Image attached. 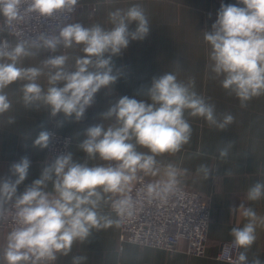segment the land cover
Listing matches in <instances>:
<instances>
[{
  "label": "clouds",
  "instance_id": "9594fccd",
  "mask_svg": "<svg viewBox=\"0 0 264 264\" xmlns=\"http://www.w3.org/2000/svg\"><path fill=\"white\" fill-rule=\"evenodd\" d=\"M77 3L78 0H27V6L22 7L24 0H0V114L11 108L4 89L14 82L27 81L21 86L26 107L46 108L51 118L61 117L56 122L58 128L66 122L82 121L95 104L97 93L111 88L122 75L113 57L127 49L131 41L144 40L150 32L144 9L134 4L127 10L109 12L111 29L99 24L85 27L75 22L64 24L57 32H41L15 44L3 38L9 26L23 19L22 12L52 18L73 13ZM133 22L136 27L130 30ZM204 40L211 46L212 71L223 76L221 85L225 90L234 93L242 105L264 94V0L222 3L211 30L204 32ZM74 45H82L84 55L77 57L74 68L70 69L69 57L56 53ZM41 52L51 54L42 61V67L19 66L24 58ZM44 69H48L46 90L37 83ZM193 86L194 81L185 84L173 73H163L154 77L143 92L151 102L121 95L100 113L102 120L112 119L115 123L107 128L103 122L86 127L79 148L89 158L98 155L101 160L114 162L107 166L90 167L75 161L71 152H61L45 163L39 178L18 194V186L28 177L31 160L23 156L13 162L9 175L0 177V203L13 202L16 227L8 232L0 249V264H50L58 259L57 254L68 256L74 242L84 243L93 229L118 223L101 213L102 203L110 202L118 217H131L136 211V201L128 190L138 173L157 175L160 169L156 156L176 153L189 142L192 129L185 119V110L221 130L234 120L231 114L218 120L214 105L193 91ZM54 135L47 128L39 131L31 142L32 147L47 149ZM227 154V148L220 150L222 158ZM198 170L208 179L207 167ZM181 174L180 169L169 164L167 179L149 183L146 196L166 201L178 190ZM49 182L53 192L45 191ZM262 196L264 182L255 183L247 191L250 201ZM242 215L249 222L242 228H232L231 235L234 246L245 250L238 259L246 264V250L256 240V213L252 208H243ZM85 259L72 257V264H81ZM252 264L261 261L257 258Z\"/></svg>",
  "mask_w": 264,
  "mask_h": 264
},
{
  "label": "crops",
  "instance_id": "0c3cea01",
  "mask_svg": "<svg viewBox=\"0 0 264 264\" xmlns=\"http://www.w3.org/2000/svg\"><path fill=\"white\" fill-rule=\"evenodd\" d=\"M78 2L82 10L73 23L79 22L85 27L99 24L105 29H111L113 25L109 20V12L116 9L127 10L130 6L138 4L148 17L150 32L144 40L131 41L127 49L113 57L116 68L122 72L121 77L111 88L101 89L97 93L95 104L87 110L85 118L78 123L66 122L63 127L58 128L56 122L61 117L51 118L46 108L36 110L26 107L21 86L27 81L14 82L4 89L11 101V108L0 114V177L9 175V166L21 157L28 156L31 160L28 177L18 186V194L22 193L33 180L39 178L45 163L51 161L47 149L33 148L31 143L39 131L45 128L72 138L70 152L75 161L87 163L90 167L114 163L101 160L98 155L96 158H89L79 148L80 142L85 138L83 130L96 123L103 122L105 128L113 125L114 120H102L99 114L121 95L148 100L143 94L144 90L151 85L154 77L163 73H173L178 81L185 84L194 81L192 90L202 96L207 103L214 105L218 120L222 121L227 114H231L234 120L221 130L215 125H210L202 117L203 129L197 130L194 124L195 116L187 112L186 119L192 129L189 142L176 153L156 156L157 167L160 169L157 175L138 173L149 179L165 181L167 166L174 165L181 170L182 174L179 176L181 185L208 197L211 222L205 256L188 255L184 252L185 244H181V250L173 253L161 249L142 248L131 243H125L120 250L121 227L109 202L102 203L100 211L118 223L99 230L93 229L84 243L74 242L68 256L57 254L58 259L50 264H72V257L77 256L86 257L81 264H234L217 260L215 257L220 243L233 241L231 229L242 228L249 222L248 218L242 215L243 208H252L256 213V240L246 250V264H252L257 258L261 264H264V196L256 201L247 199L248 189L257 182H264V94L253 97L242 105L234 93L222 87L223 76H212L215 73L209 64L198 63L197 67H186L185 70L180 66L178 53L173 54L175 61L171 66H163L164 42H178L180 40L178 27L181 26L186 30L181 40L188 43L189 31L194 28L193 12L190 20L184 22L182 17L179 21L178 16L171 11H194L210 7L212 0H78ZM225 3L235 4L236 0H225ZM93 7L96 8L97 13L92 20L90 11ZM135 27L136 22L129 26L130 30H134ZM3 38L13 44L17 42L7 30L3 33ZM82 47V45H74L68 49L61 48L56 54L67 55L69 57L67 67L72 69L75 59L84 55ZM49 55L51 54L48 52H41L39 55L24 58L19 66L42 67V61ZM189 55L190 53L187 54ZM43 73L37 83L46 90L49 86L48 69H44ZM10 120L13 122L10 123ZM224 148H227L228 154L222 158L220 150ZM138 150L148 151L146 148H138ZM201 166L210 170L208 179L198 170ZM45 191L53 192L51 182ZM110 195L112 194H105V196ZM10 203L13 202L0 203V220ZM241 205L243 208L240 207ZM8 232L7 229L0 227V249L6 243Z\"/></svg>",
  "mask_w": 264,
  "mask_h": 264
},
{
  "label": "built area",
  "instance_id": "2783aa9c",
  "mask_svg": "<svg viewBox=\"0 0 264 264\" xmlns=\"http://www.w3.org/2000/svg\"><path fill=\"white\" fill-rule=\"evenodd\" d=\"M26 6L27 0H24L22 7ZM81 8L78 2L73 13L57 14L52 18H41L35 14L22 12L23 19L14 22L7 31L16 41L35 37L41 32H57L61 26L72 22ZM53 132L55 135L47 148V155L51 160L61 152H70L73 144L72 138L68 135ZM162 182L164 181L149 179L143 174H139L132 182L128 191L136 201V211L131 217L117 216L121 227L120 250L125 243H131L142 248L161 249L173 253L181 250V244H185L184 252L188 255L205 256L211 222L208 197L179 183L178 190L170 194L166 201L149 199L146 196V186L149 183ZM116 198L118 196H114L113 199ZM14 213L15 208L13 203H10L3 212L0 227L8 231L15 228ZM240 252L233 241L222 242L215 258L241 264L238 259Z\"/></svg>",
  "mask_w": 264,
  "mask_h": 264
},
{
  "label": "rangeland",
  "instance_id": "374dc122",
  "mask_svg": "<svg viewBox=\"0 0 264 264\" xmlns=\"http://www.w3.org/2000/svg\"><path fill=\"white\" fill-rule=\"evenodd\" d=\"M222 3L226 4L225 0H212L210 7L199 8L195 9L194 11H171L172 14H176L178 16L179 21H181L182 17V20L184 22L190 20L191 13L193 12L192 19L194 23V28L193 30L189 31V35L191 38L189 37L188 43L183 42L181 40L182 34L186 33V30L183 29L181 26L178 27L180 38L178 42H164V67H169L172 65V63L175 61V55H173L175 53H178L180 66L185 68V70L186 67H197L196 65L198 63H200L201 65L209 64L212 67V61L210 59L211 46L204 40V32L211 30V25L215 22L217 18V12ZM81 10L82 8L77 12L74 17V20L70 23H73L75 21L77 15L80 13ZM96 13L97 10L93 7V9L90 11V17L92 20L95 19ZM188 53H190L189 56H187ZM212 76L217 77L216 74ZM189 111L190 110H185V119L188 115L187 112ZM203 120L204 119L202 117L195 116V129H203Z\"/></svg>",
  "mask_w": 264,
  "mask_h": 264
}]
</instances>
